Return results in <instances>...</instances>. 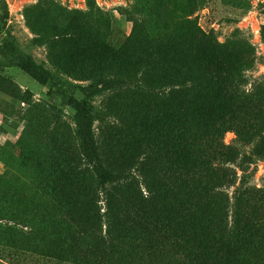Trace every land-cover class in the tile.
I'll return each instance as SVG.
<instances>
[{"label":"rangeland","instance_id":"obj_1","mask_svg":"<svg viewBox=\"0 0 264 264\" xmlns=\"http://www.w3.org/2000/svg\"><path fill=\"white\" fill-rule=\"evenodd\" d=\"M207 38L219 53L196 56ZM228 85L261 110L217 111ZM168 115L201 135L212 126L215 220L228 232L196 228L206 260L264 264V0H0V264H81L110 245L151 260L142 203L153 187L160 201L162 182L141 169V142L168 139Z\"/></svg>","mask_w":264,"mask_h":264},{"label":"trees","instance_id":"obj_2","mask_svg":"<svg viewBox=\"0 0 264 264\" xmlns=\"http://www.w3.org/2000/svg\"><path fill=\"white\" fill-rule=\"evenodd\" d=\"M200 34L206 36L202 31H200ZM219 50L220 47L214 43V40L207 38L205 44L195 51L196 56L203 57L218 54ZM190 67L198 69L201 64L199 61H195ZM180 68V65L171 67L174 72L179 71ZM144 82L145 85H150L148 82ZM221 90L220 99L217 98L214 102L217 111H222L221 108L227 103L232 104L235 113L252 108L258 111L261 110V99L255 100L244 94L238 86H222ZM142 107L147 109L149 107L148 102L144 101ZM179 112L181 116L178 118L188 115L186 109H179ZM178 118L167 116V119H170L169 125L165 128L168 139L157 143L153 140L151 134H147L141 142L145 155L141 169L146 173L157 175V179L159 178L158 180L162 182H160L161 188L157 186L160 190V201L158 202L159 198L154 197L157 191L156 187H153L152 189L149 188L148 191L152 193V199L144 200L142 203H153V206L150 205L151 213L146 215L143 220L156 223L154 225L156 238L141 240L139 243L152 248L151 251L147 252L157 251L156 255H151V260H148L144 258L145 256L135 254L132 251L127 257L126 249L115 248L111 245L106 253L101 254H98L96 250L90 251L89 247L88 253L84 255L87 257L81 264H172L176 254L184 255L185 263L188 264H209L196 228L205 225L215 234L216 238L224 237L223 233L227 234L228 232L224 217L223 220H215V204L220 195L214 192L217 182H213L211 178L210 160L207 158V151L209 153L210 149L205 145V139L208 137L206 132L212 126L209 123H202L199 127L203 131L201 135L198 131L194 132L192 126L180 123ZM194 120H197V118L195 117ZM100 173L103 181L109 180V174L106 171L101 169ZM172 199L177 200V204ZM180 205L189 206V212L185 214L180 212ZM119 216L120 220H131V216L127 213L123 215V212H121ZM204 218L208 220H201ZM94 220H99V217L95 216ZM173 220L189 221L185 224V227L173 230L170 224ZM251 225L255 226L254 224ZM75 246L78 251H82L80 244L76 243ZM165 248L169 250L170 261L168 262L161 259L158 253V250H164ZM46 251L50 253L52 250L48 249ZM78 251L77 253L83 255ZM70 255L68 257L72 261L74 260L75 263L80 264L75 260L77 257H71ZM59 261L66 262L64 258Z\"/></svg>","mask_w":264,"mask_h":264}]
</instances>
